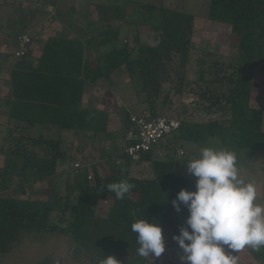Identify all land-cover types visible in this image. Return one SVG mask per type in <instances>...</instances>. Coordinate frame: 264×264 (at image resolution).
<instances>
[{"label":"trees","instance_id":"obj_1","mask_svg":"<svg viewBox=\"0 0 264 264\" xmlns=\"http://www.w3.org/2000/svg\"><path fill=\"white\" fill-rule=\"evenodd\" d=\"M29 2L45 4L46 0ZM139 8L146 13L144 22L151 23L152 45L140 46L134 58L129 57L127 46L120 45L103 55L97 53L102 46H116L120 24L127 18L124 5L101 4L95 9L99 30L91 39L84 34L74 39L53 36L44 43L37 60L32 61L29 52L23 57L12 56L7 126L0 146V257L8 255L26 234H60L73 240L70 255L47 264H102L107 257L119 264H135L142 258L136 252L132 223L155 220L164 239H172L184 226L174 218L179 214L186 219L187 210L181 206L176 212L171 201L182 189L195 191V179L175 173L173 154L160 157L163 140L141 154L144 167L119 155L116 147L108 153L103 147L107 175L95 164L89 166L92 180L86 168L80 173L68 171L74 144L62 133L107 136L109 114L83 108L82 96L86 85L118 68L124 67L151 118L166 115L183 96L193 98L190 107L197 111L219 116L199 123L184 119L183 110L179 129L171 134L173 141L264 152L263 109L250 103L254 74H264V0L208 1L204 19L229 26L237 42L236 55L225 60L206 51L192 76L195 17L164 6L163 0ZM16 14L18 29L10 34L13 44L46 12L34 7L26 12L18 9ZM87 52L95 54L96 63L89 68L84 66ZM121 114L126 125L128 115L125 111ZM34 127L40 128L38 135L29 133ZM215 140L217 144L211 143ZM48 179L51 184L46 199L17 197L25 195L31 183ZM123 179L134 188L117 200L106 186ZM10 190L11 196L3 194ZM101 201H111L105 216L97 215Z\"/></svg>","mask_w":264,"mask_h":264},{"label":"clouds","instance_id":"obj_2","mask_svg":"<svg viewBox=\"0 0 264 264\" xmlns=\"http://www.w3.org/2000/svg\"><path fill=\"white\" fill-rule=\"evenodd\" d=\"M186 168L195 178V191L182 189L171 201L176 212L183 206L188 213L179 234L172 237L180 264H238L239 251L264 248V206L257 203L256 185L239 178L236 153L203 147ZM106 187L122 200L134 185L123 179ZM153 221L138 219L131 224L137 255L151 258L152 264L166 251L162 227ZM102 264L119 262L107 257Z\"/></svg>","mask_w":264,"mask_h":264},{"label":"crops","instance_id":"obj_3","mask_svg":"<svg viewBox=\"0 0 264 264\" xmlns=\"http://www.w3.org/2000/svg\"><path fill=\"white\" fill-rule=\"evenodd\" d=\"M104 1L106 0H102L101 2H95L94 0L87 1V4H89L88 15L83 18V24L81 26L80 31L74 34L69 28H66L63 24L58 21L56 16L57 0H46L45 4L39 3L36 5H31L29 0H0V43L2 44V48L0 51L3 59L2 61H0V146L2 144L3 132L7 126L6 100L10 96L9 72L10 62L13 58L12 51L14 50L13 39L10 34H13V32L18 29V26L14 30H12L10 26H7L9 19H7V23L3 21L5 20L6 15L11 16L10 18L13 17L15 20L16 16L13 15V11L16 13L18 9L24 10L27 7H36L39 10L46 12V15L37 18V23L34 24V27L29 29L27 32V34H29L32 38V44L29 51L32 61L37 60L40 57L43 45L49 37L60 36L67 39H74L84 34L86 38L91 39L92 37L97 35L99 30V25L95 23L97 18L95 9L97 4L105 6L124 5L126 8L127 15L126 20L122 21L120 24L118 31L119 41L116 46L105 45L98 48L97 53L99 55L108 53L109 51L120 45L127 46L129 57L134 58L137 55L140 46L152 45L150 35L151 23H141L140 20L135 21L132 17L135 13H138V2H135V0H123V4H121L115 0H113V3ZM7 3H14V5L17 7L9 8V6H7ZM128 8L131 9V13L128 12ZM8 9H12V12H7ZM75 11L76 9H74L73 13H75ZM4 22L6 23V28L2 26ZM198 24L199 22H197L195 19L193 34H195L196 27L199 26ZM201 24L204 23L202 22L200 23V25ZM95 63V54L92 52H87L85 54L84 66L89 68L94 66ZM180 99L181 101H183L184 104L183 107L185 111V116L190 113V111H196L197 113H199L196 108L189 107L188 105H186L185 100L190 99V97L183 96ZM82 107L97 108L106 111L109 114V122L107 129L108 134L107 136H92L82 133L74 134L71 132L67 140L73 142L74 144L72 161L80 160L85 164H95L103 176L107 175L109 171L106 166L102 150L103 147H105L108 153L109 150L112 151L114 147L120 149L123 140L122 127L124 125V118L121 112L125 111L126 114L129 116L147 113L148 111L145 105H143L139 100L136 94L135 85L129 79V76L127 75L124 67L116 69L111 74H109L108 77L98 78L94 81V83L86 85L82 96ZM40 131L41 130L39 127H34L30 128L29 133L33 135H38ZM67 132L68 131L63 132L62 135L65 136ZM2 164L3 157L0 155V167L2 166ZM49 182L50 180L48 179L31 183L28 187L25 188V195H29L28 188L32 186L34 191H31V194L35 195V197H39L41 190L47 188ZM6 193L12 194L11 190L6 191L3 194L6 195ZM102 203L103 202L101 201L99 205L101 206Z\"/></svg>","mask_w":264,"mask_h":264},{"label":"rangeland","instance_id":"obj_4","mask_svg":"<svg viewBox=\"0 0 264 264\" xmlns=\"http://www.w3.org/2000/svg\"><path fill=\"white\" fill-rule=\"evenodd\" d=\"M87 1L88 0H57V19L66 28H69L74 34L80 31L81 26L83 24V18L88 15L89 4H87ZM94 1L101 2L102 0ZM115 1H118V3L123 4V0ZM208 1L209 0H163L164 6L171 9H175L177 11L192 14L195 17L194 20L196 19V21L199 22V26L195 29V34H192V45L194 51L191 54V64L189 69V73L191 75L189 76H192V73L195 71V69H197L196 62L198 61V59L202 58V53L206 51L212 53L215 52L217 53V55L225 58V60L228 58H234L236 55L235 46L237 45V42L234 38V35L232 36L230 34L229 26L204 19V16L207 12ZM104 2L113 3V0H106ZM135 2H138V13H135L132 17L135 21L140 20L142 23L147 19V17L146 13L140 10V3H152L158 5L160 3V0H135ZM7 6H9V8L17 7L14 5V3H7ZM71 7H74V9H76L75 13L70 10ZM28 8L29 7L24 10H21L23 12H26ZM130 8L127 9L129 13H131ZM7 12L11 13L12 9H8ZM13 15L16 16L17 14L13 11ZM10 17L11 16L6 15L5 20H3L4 18L2 20L6 22L8 21L7 19H9L8 23L6 22L7 26H10V28L14 30L17 28V19L15 18L14 20L13 17ZM5 22L2 26L6 28ZM202 22L204 24L200 25V23ZM31 24L34 25L36 23ZM253 82L254 87L252 89L250 101L251 106L255 108H262L264 113V74L255 72ZM176 101L177 103L173 104L172 110L166 113V115H164L163 117L177 118L178 120H180V114L184 110V104L181 99H178ZM191 101H194L193 98L185 100L186 105L190 107ZM195 112L196 111H190V113L184 116V119H187V121L193 120L195 122L202 123L208 119H215L219 117L216 115H209L201 111H199V113ZM183 115L181 119H183ZM262 128L264 129V117ZM70 133L71 132H67L65 136H63V138L67 140V138H69ZM171 137L172 135H169V138L163 139L162 146L159 147V152H161L162 154L160 156L161 158H164V155H168L170 153L174 155L176 174L188 179H195L187 173L186 164L190 160L198 158L200 150L203 147H215L233 151L236 153L237 156L239 178L244 180L245 182H252L256 185L257 203L264 206V152H248L244 149H235L232 145L213 146L207 144H196L181 139L173 141ZM211 143L217 144L218 142L215 140ZM167 146H170V149ZM179 152H182L183 155H179ZM133 162H136L137 165H143L141 167H144V163H142L140 159ZM60 177L61 180L64 178L63 176ZM50 184L51 183L49 182L47 188L41 190L39 197H35V195L31 194V191H34L32 186L28 188L29 195H23L24 197H17L33 200H39L40 198L46 199L49 193ZM11 192L13 191L11 190ZM11 195L12 194L6 193V196ZM110 204L111 201H108L107 203H102L101 206L99 205L97 215L105 216ZM174 219L177 220L179 223L183 224L186 220L179 214L175 215ZM72 247L73 240L67 237L66 235H43L30 233L26 234L20 243H17L13 246L11 252L8 255L0 257V264H47L50 263V260L54 261L58 260L59 258L68 257V255H70V248Z\"/></svg>","mask_w":264,"mask_h":264},{"label":"built area","instance_id":"obj_5","mask_svg":"<svg viewBox=\"0 0 264 264\" xmlns=\"http://www.w3.org/2000/svg\"><path fill=\"white\" fill-rule=\"evenodd\" d=\"M31 44L32 38L29 34L25 33L19 36L12 51L14 57L25 56L30 51ZM179 126L180 121L176 118H151L148 113L129 115L126 125L122 127L123 140L119 154L126 155L133 161L139 160L141 154L151 151L161 140L176 132ZM178 154L183 155L182 152ZM89 166L80 160H76L71 163L68 171L80 173L86 168L88 179L92 180Z\"/></svg>","mask_w":264,"mask_h":264},{"label":"flooded vegetation","instance_id":"obj_6","mask_svg":"<svg viewBox=\"0 0 264 264\" xmlns=\"http://www.w3.org/2000/svg\"><path fill=\"white\" fill-rule=\"evenodd\" d=\"M166 251L160 258L154 259L153 264H180V250L173 239H164ZM241 255V256H240ZM238 264H264V248L259 252H254L250 248H245L236 253ZM151 259V258H150ZM150 259H139L135 264H152ZM141 262V263H140Z\"/></svg>","mask_w":264,"mask_h":264},{"label":"water","instance_id":"obj_7","mask_svg":"<svg viewBox=\"0 0 264 264\" xmlns=\"http://www.w3.org/2000/svg\"><path fill=\"white\" fill-rule=\"evenodd\" d=\"M70 10L73 12L74 11V7H71Z\"/></svg>","mask_w":264,"mask_h":264}]
</instances>
